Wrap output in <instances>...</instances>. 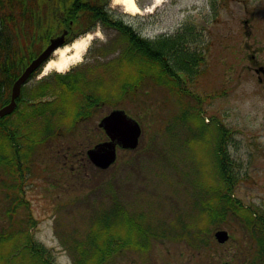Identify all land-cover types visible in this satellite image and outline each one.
Returning <instances> with one entry per match:
<instances>
[{"label": "rangeland", "instance_id": "1", "mask_svg": "<svg viewBox=\"0 0 264 264\" xmlns=\"http://www.w3.org/2000/svg\"><path fill=\"white\" fill-rule=\"evenodd\" d=\"M136 4L140 10L136 14L113 0L108 7L147 39L187 38L190 50L204 59L200 67L204 74L187 85L204 98L203 105L193 97L180 99L149 78L135 93L116 98L125 70L134 73L132 64L121 60L129 42L115 30L97 27L81 60L70 70L95 82L89 90L100 94L105 103L101 101L92 117L79 119L75 126L69 125L72 118L61 116L66 124L58 127L57 136L38 143L35 165L23 183L8 178L0 168V239L18 241L0 246V254L6 255L0 256V264H43L24 248L13 253L29 238L50 250V264H75L71 240L84 238L97 215L116 204L149 226L153 235L147 250L124 249L108 264H251L256 246L241 220L228 215L217 226L202 211L204 203L216 197L213 191L221 179L214 146L216 124L202 122L194 109L226 127L231 136L226 149L240 175L235 196L243 205L264 212V87L249 60L255 55L264 65V4L252 3L257 12L253 17L234 2L221 5L218 14L210 0H162L160 4L136 0ZM44 68L26 84L22 102L30 106L29 100H49L56 101L52 110L60 111L63 104L73 108L82 98L78 86L68 91L74 76H68L63 87L57 75L69 70L44 74ZM43 84L50 87L47 93L31 99ZM113 108L124 109L140 121L143 134L136 150L119 149L117 162L100 170L90 163L86 151L107 140L99 123ZM183 110L190 113L185 123L178 118ZM40 120L41 116L35 117L33 122ZM190 225L204 229L211 246L189 247L169 236ZM221 229L231 235L225 244L214 237ZM12 254L15 262L9 263Z\"/></svg>", "mask_w": 264, "mask_h": 264}, {"label": "trees", "instance_id": "2", "mask_svg": "<svg viewBox=\"0 0 264 264\" xmlns=\"http://www.w3.org/2000/svg\"><path fill=\"white\" fill-rule=\"evenodd\" d=\"M108 3L109 0H0V109L10 103L14 83L47 47L51 39L68 30L67 43H70L99 24L117 30L129 42V48L121 60H127L132 64L134 73L125 70L120 92L114 93L119 94L115 95L116 98L121 99L123 94L131 91L135 93L137 86L149 78L169 87L171 93L180 99L188 96L199 101L201 95L188 89L187 85L189 81L196 82V78L203 73L200 68L204 60L201 53L192 52L188 46L189 41L183 35L158 40L142 37L111 10ZM72 75L74 79L68 91H76L79 87L78 91L82 95L81 100H78L73 108L63 104L60 111L52 110L51 106L56 101L49 100L47 102L29 100L30 106H26L21 96L14 112L0 117V168L4 167L2 169L8 178L14 177L24 182L30 173L27 172L35 165L33 152L38 143L57 136L58 127L66 124L60 120L61 116L72 118L73 123L69 125L75 126L84 116L83 109L98 110L99 103L101 101L102 104L105 103L100 94L79 86L80 82L86 80L84 75L78 73ZM58 81L64 87L65 81ZM49 88L48 84L41 85L30 98L43 96ZM194 113L205 124L215 123L217 129L215 132L217 143L214 146H217L215 154L218 156L217 165L221 182L213 191L216 197L210 198L208 203L205 202L202 211L210 223L217 226L228 215L240 219L256 246L251 264H264V212L259 213L255 208L243 205L235 196L234 189L240 175L236 174L228 148L226 149L231 136L217 118L211 117L212 122L206 123L199 110L194 109ZM189 115V112L183 110L180 117L178 116L179 122L185 123ZM39 116L41 120L35 121L34 124L33 119ZM185 228L186 231L174 235L171 233L169 236L173 240L185 241L189 247L210 244L205 240L207 233L204 229H194V225H190L184 226L182 230ZM152 235L149 226L143 225L136 216L128 214L127 210L116 204L97 215L84 238L71 240L72 254L76 256L75 264H108L110 258L124 249L147 250ZM11 238L2 237L0 246L4 242L11 244L18 242ZM30 239L24 244L21 241L13 253L24 248L35 257H39L43 264H50L52 256L50 250L47 251L44 246L34 245ZM0 256L6 258V255ZM8 262H15L14 254L9 257Z\"/></svg>", "mask_w": 264, "mask_h": 264}, {"label": "water", "instance_id": "3", "mask_svg": "<svg viewBox=\"0 0 264 264\" xmlns=\"http://www.w3.org/2000/svg\"><path fill=\"white\" fill-rule=\"evenodd\" d=\"M66 34L67 32H64L63 35L52 39L50 45L26 68L14 83L11 101L0 109V117L13 113L17 107V99L21 95L23 86L28 82L33 73L49 60L57 49L65 45ZM99 126L105 130L110 140L98 144L88 151L91 162L98 168L107 169L116 162L117 146L123 149H135L139 145L142 128L124 110H114L101 120ZM215 237L219 243H225L229 240L230 235L226 230H219L215 233ZM222 264L230 263L224 262Z\"/></svg>", "mask_w": 264, "mask_h": 264}, {"label": "bare ground", "instance_id": "4", "mask_svg": "<svg viewBox=\"0 0 264 264\" xmlns=\"http://www.w3.org/2000/svg\"><path fill=\"white\" fill-rule=\"evenodd\" d=\"M115 4L121 5L124 7L125 11L131 14L139 13V7L136 4V0H113ZM162 0H154L156 4H160ZM94 36L87 35L81 40L76 41L72 45L65 46L58 49L54 53L52 58L44 68V74L52 70L58 72H65L70 69L73 65L78 63L81 60L82 55L87 50L89 44L91 43Z\"/></svg>", "mask_w": 264, "mask_h": 264}, {"label": "flooded vegetation", "instance_id": "5", "mask_svg": "<svg viewBox=\"0 0 264 264\" xmlns=\"http://www.w3.org/2000/svg\"><path fill=\"white\" fill-rule=\"evenodd\" d=\"M254 1H258V2L264 4V0H210V6L213 9L214 14H218L217 11H216V9H218L221 5L224 6L226 4H229V3H233L234 2V3H237V4H240V5L244 6L245 7L244 8L245 9L244 10L245 14L248 15L249 17H253L257 13L256 12V9H254L251 6ZM245 23L247 24L248 21L246 20ZM249 60H252V62L254 64V69H255V72L257 74L258 83L262 87H264V65L261 64L258 59H256V56L255 55H250ZM68 76H70V75H68ZM85 77H87V76H85ZM85 79L90 82L89 85H91L92 83H95V82H92V80H89L87 78H85ZM191 83H192V81H191ZM198 88H199V86H198ZM200 97H201V99H199V102L201 104H203V98H202V96H200ZM95 106H96V104H95ZM117 109H120V108H113V111L114 110H117ZM95 111H96V108H85V109H83L82 112L84 113V116L82 117V120L85 119L86 117H89V118L92 117V115L94 114ZM113 111H111V112H113ZM205 112H206V110H205ZM107 140H108V138H107ZM66 158H68V156H66ZM65 163H67V162H65Z\"/></svg>", "mask_w": 264, "mask_h": 264}]
</instances>
